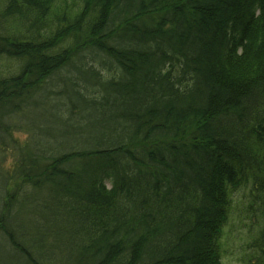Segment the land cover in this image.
<instances>
[{
    "label": "trees",
    "instance_id": "trees-1",
    "mask_svg": "<svg viewBox=\"0 0 264 264\" xmlns=\"http://www.w3.org/2000/svg\"><path fill=\"white\" fill-rule=\"evenodd\" d=\"M245 190L264 264V0H0V264H224Z\"/></svg>",
    "mask_w": 264,
    "mask_h": 264
},
{
    "label": "rangeland",
    "instance_id": "rangeland-1",
    "mask_svg": "<svg viewBox=\"0 0 264 264\" xmlns=\"http://www.w3.org/2000/svg\"><path fill=\"white\" fill-rule=\"evenodd\" d=\"M17 137L22 140L27 138L25 134H18ZM247 192L248 190L240 191L233 198L232 217L227 228L230 231V236L226 246L227 254L224 256V264H241L240 261L244 257L246 243L249 241L248 226L250 225V220L245 212V207L249 202Z\"/></svg>",
    "mask_w": 264,
    "mask_h": 264
}]
</instances>
